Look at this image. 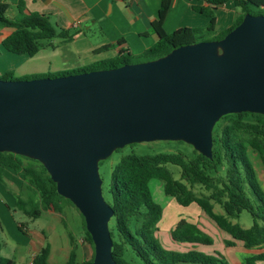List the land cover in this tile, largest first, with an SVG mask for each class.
I'll return each mask as SVG.
<instances>
[{"label":"water","instance_id":"95a60500","mask_svg":"<svg viewBox=\"0 0 264 264\" xmlns=\"http://www.w3.org/2000/svg\"><path fill=\"white\" fill-rule=\"evenodd\" d=\"M264 114V15L244 14L220 39L152 60L30 79L0 78V152L39 161L82 215L91 264H116L99 162L131 143L183 141L210 158L229 113Z\"/></svg>","mask_w":264,"mask_h":264},{"label":"trees","instance_id":"16d2710c","mask_svg":"<svg viewBox=\"0 0 264 264\" xmlns=\"http://www.w3.org/2000/svg\"><path fill=\"white\" fill-rule=\"evenodd\" d=\"M228 1H232L236 9L233 22L227 29L215 34V8ZM170 4L171 0H161L158 17L151 23L157 40L138 55L119 50L114 57L72 69L21 78H16L13 70H7L0 78L55 77L152 60L180 45L220 39L237 26L246 13L264 15V0H205L204 5H192V9L209 18L207 26L180 27L167 33L163 22ZM10 7L7 0H0V29H10L0 40V45L12 54L32 57L41 49L52 46L50 42L53 39L70 41L78 32L57 26L45 14L26 11L23 0L14 5L13 14H10ZM120 42L118 40L116 43ZM249 148L258 153L264 167V114L239 112L223 115L212 130L210 158L193 148L189 158L181 152L129 153L122 156L111 172L110 201H106L113 209L109 230L111 253L116 264H130L125 257L127 248L143 264H230L219 252L207 254L196 249L177 251L161 244L156 234V223L162 215V207L154 201L150 191L149 181L153 178L162 180L163 192L173 197L179 205L197 204L218 228L232 239L241 241L245 248L263 246L264 191L249 158ZM168 165L179 168L177 178ZM6 169L22 178L15 204L23 214L37 218L44 211L53 210L62 215L65 205H73L57 193L56 184L39 161L0 152V183H4ZM215 204L222 209L221 213L214 210ZM243 211L251 217L248 227H242L238 222ZM81 218L83 238L93 248L82 215ZM170 236L180 243L210 245L213 242L211 236L197 224L183 218L170 230ZM69 241L71 249L63 264H91L93 254L89 259L78 260L77 246L70 233ZM224 243L228 246L234 244L231 240ZM1 247L0 242V250ZM49 252L50 246L46 244L34 255L32 264H54L48 261ZM256 260H264V252L246 258V264H254ZM0 264L16 263L0 253Z\"/></svg>","mask_w":264,"mask_h":264},{"label":"crops","instance_id":"0c3cea01","mask_svg":"<svg viewBox=\"0 0 264 264\" xmlns=\"http://www.w3.org/2000/svg\"><path fill=\"white\" fill-rule=\"evenodd\" d=\"M7 1L11 5L10 14H13L15 10L14 5L19 0ZM23 1L26 11L45 14L49 16L50 20L57 26L78 31L76 34H74L70 41H63L57 38V41L50 42L52 46H49L48 48L51 49L58 48L62 45L66 47L68 60L66 61L63 68H52V70H50L52 66V62L50 61L46 65L38 63L32 64L27 70L29 72L23 73L24 76L27 74H43L47 72L67 70L88 65L99 60L114 57L119 50H125L133 55H138L154 44L157 40V35L153 31L151 23L158 17V10L161 0ZM204 4L205 0H171L169 10L163 22L164 30L167 33H171L180 27L207 26L209 23V18L192 9V5ZM235 13L236 9L232 1H228L224 4L216 6L215 34L227 29L232 24ZM9 32L10 29L8 28L0 29V40ZM118 40L121 42L116 43ZM107 45L111 46L104 49L103 47ZM24 61L26 62L27 59H24ZM259 170V174H257L256 169L255 172L257 179L264 191L263 165L259 168ZM15 181L12 180L11 182ZM17 183L22 185V180L20 179V181ZM7 184L8 182L6 177L4 183H0V195L4 197V202L0 200V211L7 212L8 214V211H15L16 209V196L19 193L21 186L15 183L17 185L16 192V189H13L11 185L9 186V184L7 186ZM68 211L69 207L65 205L63 207V213ZM44 212L48 215V227H51V223L61 217L60 213L53 210H47ZM183 219L197 224V226L205 233H209L207 229H211L217 233L219 232V243L217 247H214L213 239V242L210 245L187 242L180 243L172 240L170 236V230L174 228L178 221L177 220L174 226L169 230V237H166L169 238L171 242H173L171 244L174 248L171 250L186 251L188 249H196L207 254L219 252L230 264H246V258L260 252H264V245L259 248H245L241 241L232 239L231 236L223 230L222 231L224 233L214 229L212 224L203 217H200L199 220H192L188 218ZM17 226L21 229H24L23 232L19 231L18 229L17 230L20 232V234H22L21 240L24 244L23 246H25V250H27L30 255L28 264H32L34 255L46 244H49L50 246V252L48 255L49 261V257L53 251V246L46 235L44 227L29 230L28 228H25L22 223H18ZM78 232L79 234L82 233L80 230ZM69 233L73 236L77 247H85L86 240L83 238V236L76 238L75 234L68 231V242L64 247V249L68 251V254L71 249ZM225 240H231L234 242V244L228 246L224 243ZM254 264H264V260H256Z\"/></svg>","mask_w":264,"mask_h":264},{"label":"rangeland","instance_id":"374dc122","mask_svg":"<svg viewBox=\"0 0 264 264\" xmlns=\"http://www.w3.org/2000/svg\"><path fill=\"white\" fill-rule=\"evenodd\" d=\"M57 40L58 39L56 38L52 41ZM24 59H27V61L25 62ZM67 60L68 54L64 45L55 49L45 47L32 57L9 53L0 45V77L3 76V73L7 70H14V76L16 78H21L24 76L23 73L29 72L27 70L30 65L37 63L46 65L49 61L52 62L50 70H52V68H63ZM191 151V145L183 141L173 140H155L150 142L131 143L113 151L107 158L101 160L99 163V175L102 180L101 187L104 199L106 201H110L109 186L111 183V172L122 156L129 153L152 154L157 152H181L187 158H189ZM248 155L257 171V174H259V168L262 167V162L258 153L249 148ZM168 167L173 172V176L177 178L179 168L172 165H168ZM4 174L5 178L7 177L9 186L11 185V187L16 189L17 192L16 184L19 185L17 182L20 181V179L22 180V178L8 169L5 170ZM12 180L15 182H11ZM149 187L154 201H156L162 207V215L156 223V233L159 241L165 248H174L171 244L173 242H171V240L166 237H169L170 228H172L175 222L181 218L199 220L200 217H203L212 224L214 229L224 233L201 210L197 204L191 203L188 206H181L175 201L173 197L166 195L163 192L162 180L158 178L151 179L149 181ZM3 198L4 197L0 195V200L4 202ZM67 206L69 207V211L63 213L59 219L53 221V223H51V227L47 226L48 215L45 212H43L37 218H30L17 208L15 211H8V214L7 212L0 211V242L2 243L0 253L3 256L12 258L17 264H28L30 255L27 250H25V246H23L24 244L21 240L22 234L18 232V230L23 232L24 229H21L17 226L18 223H22L23 226L29 230L44 227L46 235L53 246V251L49 257V262L54 264H63L68 257V251L64 249L66 243L68 242V231L75 234L76 238L83 236L82 233L79 234L78 232L79 230L82 231V218L79 211L71 204H67ZM214 210L219 213L222 212V209L217 204L214 205ZM238 222L242 227H248L251 224V217L246 211H243L238 218ZM207 230L209 232L207 234H209L214 240V247H217L220 237L219 232L217 233L211 229ZM77 252L78 260L81 261L84 259H89L92 256L93 248L86 241L85 247H77ZM125 257L130 260V264H143L129 248H127L125 252Z\"/></svg>","mask_w":264,"mask_h":264}]
</instances>
